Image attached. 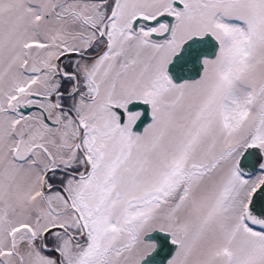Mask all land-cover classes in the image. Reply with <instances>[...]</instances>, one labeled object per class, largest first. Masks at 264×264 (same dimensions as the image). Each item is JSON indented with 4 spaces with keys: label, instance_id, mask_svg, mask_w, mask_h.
<instances>
[{
    "label": "snow or ice",
    "instance_id": "6c2138e0",
    "mask_svg": "<svg viewBox=\"0 0 264 264\" xmlns=\"http://www.w3.org/2000/svg\"><path fill=\"white\" fill-rule=\"evenodd\" d=\"M0 264H264V0H0Z\"/></svg>",
    "mask_w": 264,
    "mask_h": 264
}]
</instances>
